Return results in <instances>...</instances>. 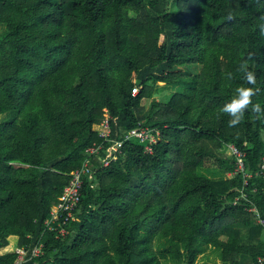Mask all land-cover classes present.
<instances>
[{"label": "trees", "instance_id": "1", "mask_svg": "<svg viewBox=\"0 0 264 264\" xmlns=\"http://www.w3.org/2000/svg\"><path fill=\"white\" fill-rule=\"evenodd\" d=\"M261 17L264 0H0V264L42 234L45 255L21 264H195L206 246L229 264H264V230L247 210L264 215V119L245 112L229 127L220 111L239 86L260 88L264 107ZM106 109L115 131L141 123L159 140L152 152L128 141L107 166L95 158L56 238L44 220L102 141L93 127ZM227 143L246 151L249 200L234 203L244 177L227 176Z\"/></svg>", "mask_w": 264, "mask_h": 264}, {"label": "built area", "instance_id": "2", "mask_svg": "<svg viewBox=\"0 0 264 264\" xmlns=\"http://www.w3.org/2000/svg\"><path fill=\"white\" fill-rule=\"evenodd\" d=\"M138 89L139 86L133 88L134 95ZM111 120L112 116L107 111L106 117L93 127L102 137V141L86 148V157L82 165L71 172L68 183L64 186L57 202L52 205L49 215L44 220V231L54 233L56 238H63L70 231L68 224L74 217L75 210L81 200L84 178L92 172L95 158L101 160L103 166H107L123 153V146L126 142L139 141L144 144L147 152H152L159 140L160 131L158 129L146 127L140 123L136 127L118 132L114 130ZM224 151L234 156L235 160V167L232 171L227 172V176L231 177L237 173H242L244 177L243 187L240 189V194L234 199V203L240 199L249 200L245 187L248 184V178L252 176V172L247 169L246 151L234 143H227L224 146ZM256 173L264 175V156L260 169ZM247 210L253 213L256 221L264 230V215L261 210L255 204L248 206ZM45 248L46 241L42 234L33 246H17L15 248L17 256L14 263L21 264L27 260L42 257L45 255Z\"/></svg>", "mask_w": 264, "mask_h": 264}, {"label": "clouds", "instance_id": "3", "mask_svg": "<svg viewBox=\"0 0 264 264\" xmlns=\"http://www.w3.org/2000/svg\"><path fill=\"white\" fill-rule=\"evenodd\" d=\"M231 19V14H229ZM264 20V17H261ZM260 35L264 36V23L259 25ZM238 71L242 73V78L251 85L256 84V77L253 71L249 70L248 62L244 61L239 65ZM226 78L231 80L232 73H227ZM261 92L260 88L239 86L235 89V95L226 102L220 111L230 117L229 127H234L244 120L245 112H250L257 120L264 119V107L260 103H253V97Z\"/></svg>", "mask_w": 264, "mask_h": 264}, {"label": "rangeland", "instance_id": "4", "mask_svg": "<svg viewBox=\"0 0 264 264\" xmlns=\"http://www.w3.org/2000/svg\"><path fill=\"white\" fill-rule=\"evenodd\" d=\"M200 67H201L200 64H195L191 66L190 65L181 66L184 73H188V72L193 73V72L199 71ZM159 86H160L159 92L156 94V97L159 99L168 98V96L174 91V90L171 91L167 86H164V84L161 82H159ZM143 103L145 105H148L149 100L144 99ZM97 124L98 123L94 124V126H96ZM156 245L158 248H161V249L171 248V244L168 242V240L162 239V238L156 241ZM205 249L206 247H203V250ZM219 259L221 260L220 249L218 247L211 246V247H208L206 252H204L203 254H200V255L198 254L197 261L195 264H222ZM162 263L163 264H183L179 260H171V259H163Z\"/></svg>", "mask_w": 264, "mask_h": 264}, {"label": "crops", "instance_id": "5", "mask_svg": "<svg viewBox=\"0 0 264 264\" xmlns=\"http://www.w3.org/2000/svg\"><path fill=\"white\" fill-rule=\"evenodd\" d=\"M208 247H211V246H206V249H205V250H202V251L199 253V255H200V254H203L204 252H206V250H207ZM219 260H220V259H219ZM220 261H221L222 264H229V263L223 262L222 259H221Z\"/></svg>", "mask_w": 264, "mask_h": 264}]
</instances>
